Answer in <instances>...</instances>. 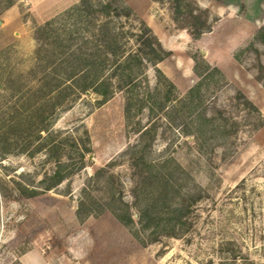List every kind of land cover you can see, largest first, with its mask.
Listing matches in <instances>:
<instances>
[{
  "label": "rangeland",
  "instance_id": "rangeland-1",
  "mask_svg": "<svg viewBox=\"0 0 264 264\" xmlns=\"http://www.w3.org/2000/svg\"><path fill=\"white\" fill-rule=\"evenodd\" d=\"M0 264H264V0H0Z\"/></svg>",
  "mask_w": 264,
  "mask_h": 264
},
{
  "label": "trees",
  "instance_id": "trees-1",
  "mask_svg": "<svg viewBox=\"0 0 264 264\" xmlns=\"http://www.w3.org/2000/svg\"><path fill=\"white\" fill-rule=\"evenodd\" d=\"M88 1L89 0H84V2ZM143 29L145 34L150 33L149 39H141V44H139L140 46L138 48V51L134 52L133 50L129 53H125L124 51L119 52L120 48L118 46V34L112 32L110 36L107 31L103 33L104 42L108 41L107 46L109 45L111 49L110 51H105V54L107 52V56L110 54L119 55L121 59H123V62L122 60L120 61V63L116 66L112 74H104L103 68H101V62H98L96 58V60H88L86 63L79 65L78 67L72 68L70 71V77L78 79L77 83L79 84V87L83 92L88 93L90 89H92L97 94L101 95L103 97V100L109 99L115 92L116 88L113 84V78L116 77V75H120V80L125 81L127 84H132L134 81L133 75L135 74V70L138 68V65H143L145 59H148V61L157 64L164 57V55H162V52L165 53V50L160 40L155 34H152V31L149 29V27L146 26V24H143ZM142 37L143 35H140V38ZM144 46L147 47L149 50H144ZM118 72L120 74H118ZM157 72L161 74V71L159 69H157ZM131 107V101L128 100L126 104L127 116H129L130 114ZM143 132L144 134H147L149 132V128H146ZM186 213L187 211L185 210L178 216V219L182 222V224H185L182 219L186 215ZM142 222L143 227H148L151 224L150 213L148 210H145L143 212ZM181 229L184 230L183 228Z\"/></svg>",
  "mask_w": 264,
  "mask_h": 264
},
{
  "label": "crops",
  "instance_id": "crops-1",
  "mask_svg": "<svg viewBox=\"0 0 264 264\" xmlns=\"http://www.w3.org/2000/svg\"><path fill=\"white\" fill-rule=\"evenodd\" d=\"M11 14V13H15V8H10L9 10H7L6 12H5V14L6 15H8V14Z\"/></svg>",
  "mask_w": 264,
  "mask_h": 264
}]
</instances>
